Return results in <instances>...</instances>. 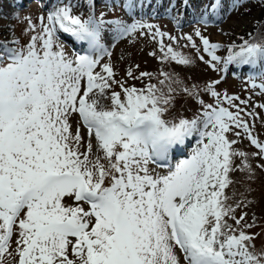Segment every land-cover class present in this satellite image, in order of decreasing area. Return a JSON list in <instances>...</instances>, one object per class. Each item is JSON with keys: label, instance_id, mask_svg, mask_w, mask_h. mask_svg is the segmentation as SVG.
<instances>
[{"label": "snow or ice", "instance_id": "obj_1", "mask_svg": "<svg viewBox=\"0 0 264 264\" xmlns=\"http://www.w3.org/2000/svg\"><path fill=\"white\" fill-rule=\"evenodd\" d=\"M97 2L48 0L39 24L26 18L27 43L0 41V264H264L258 234L246 231L254 223L235 215L242 202L233 206L226 193L231 173L253 171L250 156L264 160V141L242 115L247 101L217 91L222 76L181 89L201 106L187 117L174 111L172 85L180 82L172 74L161 71L142 87L117 79L105 62L110 44L137 33L157 41L161 55H149L161 63L194 61L173 47L176 36L136 18L143 0H123L127 20L97 16ZM222 6L205 5L197 22L207 24ZM61 34L79 45L72 55ZM194 36L199 45L193 34L182 38L198 60L224 73L248 67L262 81L249 76L252 87L264 93V40L249 33L222 56L225 45L199 29ZM126 76L154 74L130 67ZM242 135L256 152L235 147Z\"/></svg>", "mask_w": 264, "mask_h": 264}, {"label": "rangeland", "instance_id": "obj_2", "mask_svg": "<svg viewBox=\"0 0 264 264\" xmlns=\"http://www.w3.org/2000/svg\"><path fill=\"white\" fill-rule=\"evenodd\" d=\"M52 2V5L55 6L56 0ZM212 2L214 0H187V6H185L184 0H143L144 12L148 10V6L151 7L150 15L139 14L142 8L140 6L133 10L137 19L143 18L147 23L157 25L161 31L176 36L178 43L171 42L173 47L185 55L191 56L194 61L191 65H178L175 62L161 63L156 57L149 55L150 52H156L157 56L161 55L157 41L153 40L151 36H141L139 33L125 37L117 42L114 47L110 44L109 50L112 55L110 58L105 57V62L111 60L117 73V79L126 80L128 85H135L136 87H142L149 82L157 83V78H163L159 76L161 71L172 74L173 79L180 82L172 85L177 90L174 111L187 117H191L201 106L195 98L187 97L181 89L185 86L191 88L193 85L203 89L206 83L220 79L223 76L224 79L217 86V91L221 93L226 91L229 95H235L241 100L247 101V104L240 105L244 109L242 115L253 126V134L264 141V108L258 107V105L264 104V93L261 92L259 87H252L249 80V76H256V84L262 82L256 72L254 70L250 71L248 67L240 68L236 65H230L227 73L213 70L196 58L195 49H192L189 42L182 38L185 34H193L194 40L199 45V38L194 36V31L199 29L203 35L209 37L211 42L225 45V48L221 49L218 54L226 55L228 44L242 43L240 37L249 39V33L255 35L264 20V0H222L223 6L219 16L211 17V9L209 8L211 18L208 23L197 22L204 11L205 5H210ZM0 4L2 9L8 13L7 18L0 17V24L6 26L5 33L9 35L7 41L15 38L22 44L27 43L29 33L25 32L28 27L26 18H31L32 21L39 24L38 17L47 15L44 6L45 0H19L18 2L0 0ZM122 4L123 0H115L114 4L109 3L105 7L104 0H99L95 3V14L99 16L101 12H104L105 19L124 18L127 20L129 14L122 7ZM76 11L78 14L83 11L85 17L88 14L85 9H77ZM156 14V17L152 16ZM177 19L181 22L179 26L176 23ZM61 39L65 43L68 54L72 55L70 38L64 40L61 37ZM164 39L166 43L170 42L167 37ZM106 42L110 43L107 40ZM204 55L205 59H208L207 55ZM136 65H139L138 69ZM130 67L134 70L136 76H139L140 72H151L154 77L151 81L146 77L142 80L130 79L126 76V72ZM217 67L221 68L222 65ZM115 90L119 91V88ZM200 98L206 103H214V98L203 91L200 92ZM235 103L239 104V100ZM246 113H255V115L248 116ZM73 127L75 129V124ZM82 131L86 136V130ZM229 136L231 139H237L232 134H229ZM92 142L95 147L94 138ZM235 147L248 153L257 151L243 135L238 138V144ZM189 151L190 147L185 148L183 156H186ZM248 162L251 164L253 171L249 173L246 170L238 169L231 173V179L234 183L226 189V193L230 197L229 203L233 206L237 202H242L241 207L236 209L235 215L239 217L241 214L247 213L246 222L248 224L254 223V227L246 229V231L258 234L255 244L259 249L264 246V168L258 167V165L264 164V160L250 156ZM235 163L240 165V158H237ZM67 202L71 203V200ZM229 223H233V221L229 220ZM14 247L15 243L13 242Z\"/></svg>", "mask_w": 264, "mask_h": 264}, {"label": "bare ground", "instance_id": "obj_3", "mask_svg": "<svg viewBox=\"0 0 264 264\" xmlns=\"http://www.w3.org/2000/svg\"><path fill=\"white\" fill-rule=\"evenodd\" d=\"M19 0H13L12 2H18ZM21 1V0H20ZM52 1H55V0H52ZM53 3V2H52ZM45 4H48V0H45ZM52 5V4H51ZM54 6V5H52ZM0 17H4V18H7L8 17V13L5 12V10L2 9V6L0 4ZM5 25L3 24H0V41L3 40V41H7L9 40L8 37L9 35L7 33H5ZM9 32V31H8ZM61 37L64 39V40H68L69 37H65L64 34H61ZM77 47V46H76ZM187 155V154H186Z\"/></svg>", "mask_w": 264, "mask_h": 264}, {"label": "trees", "instance_id": "obj_4", "mask_svg": "<svg viewBox=\"0 0 264 264\" xmlns=\"http://www.w3.org/2000/svg\"><path fill=\"white\" fill-rule=\"evenodd\" d=\"M253 36L256 37L258 40H264V20L261 22L260 27Z\"/></svg>", "mask_w": 264, "mask_h": 264}]
</instances>
